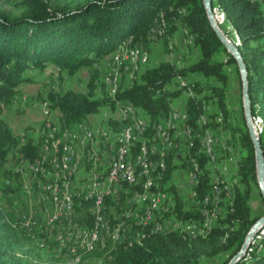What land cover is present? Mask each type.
<instances>
[{"label":"trees","instance_id":"trees-1","mask_svg":"<svg viewBox=\"0 0 264 264\" xmlns=\"http://www.w3.org/2000/svg\"><path fill=\"white\" fill-rule=\"evenodd\" d=\"M16 1L20 10L16 18H8L0 12V112L14 106L22 96L20 87L23 84L35 82V74L31 72L41 76L50 67L52 73L47 77L50 84L45 92L37 96V101L47 104L49 109L56 112V116L54 120L52 118L53 122L40 124L35 130H38L40 139L33 142L29 139L23 148L21 135H15L8 122L0 116V264H44L42 254L34 244L42 241L31 238L41 223L44 226V240L47 241L42 244L55 242L53 231L49 232L44 219L34 216L31 198H27L29 196L23 190L24 174L18 175L13 169L17 166V158H26V152L34 155L35 163L41 158L45 133L48 131L46 126H50L51 131L55 130L56 141L61 140L70 133H76L85 122L88 125L91 117L103 108L111 107L115 111L119 110V105L120 109L131 106L139 117L146 120V132L142 134L143 138L133 143L129 157L134 162L137 156H141V142L145 141L149 151L145 155L148 157L147 163L159 162V170L153 175L157 186H152L150 192H155V198L162 194L166 196L167 216L164 217L192 224L196 234L190 235V231L183 227L158 231L153 224L147 227L134 225V231L127 234V229L123 227L122 235L113 240L94 223V202L79 199L75 207L76 222L79 228L86 229L78 230L74 235L68 232V228L74 226L73 212L71 218L63 220L66 224L64 229L57 230L62 238L66 236L69 241L81 237V251L74 256L75 261L62 258L64 264H85L89 256L102 259L103 264H201L222 254L228 255L223 262L228 264L264 211L257 216L251 215L250 196L253 188L258 190L254 148L243 110L237 114L229 100L231 74L237 73L240 80L239 71L236 61L212 30L202 1L61 0L54 6L48 0ZM211 7L220 14L216 15L223 16V24L230 28L224 31L219 25L224 34L233 44L235 42L230 33L238 41L239 45L235 46L246 67L251 117L263 122L258 138L264 159V0H211ZM178 33L193 50L199 52L198 60L181 66L167 60L159 62L157 66L146 67L147 58L130 78L131 66L125 71L126 63L118 66L115 62L122 49L130 55L144 48L149 57L152 42L161 43L164 51L169 53L170 41ZM110 58L120 75L117 89L112 95L104 81L105 63ZM101 68L104 73L100 78ZM83 69L89 73L85 91H60L55 87L58 80L62 81L63 75L75 77ZM179 80L183 87H177ZM180 97L182 101L177 108L173 101ZM176 110L185 111V122L180 123L179 127L188 131V135L182 138V153H178L176 141L168 148L155 143L158 141L154 137L156 132H153ZM113 120H109L114 124L112 126L119 127L118 120ZM207 135L212 144L215 143L219 160L228 159L234 153L236 155L233 173L217 184L219 192L211 179L210 161L214 160L212 146L209 152L203 144ZM103 140L100 139V149L106 152L108 146ZM87 151L88 148L85 153ZM178 160L181 165L177 164ZM84 162L85 168L90 171L87 158H84ZM181 167L193 180L188 209L174 184L176 171ZM145 169L152 175V169ZM8 180H11L12 186L6 184ZM145 180V176L139 178V185H133L134 192L143 193ZM23 193L25 202L21 200ZM34 193L33 201L36 202L37 193ZM123 193L130 196L127 183L123 185ZM258 194L261 197L260 192ZM12 199H16V202L13 203ZM111 200L105 201L106 216L110 212L109 202H113L111 212L120 213V208L127 211L133 209L131 205L125 206L123 196L118 207ZM23 203L31 219V230L27 231V236L19 224ZM154 215L158 217L157 212ZM115 222L111 216L108 228H114ZM94 230L100 231L99 239L90 245L83 238V233ZM261 232L255 235L245 256L236 264H264V233ZM132 235L138 238L134 240ZM105 241L116 245L107 243L105 246ZM82 251L85 256L81 259L84 255ZM55 262L61 263L59 259L49 263Z\"/></svg>","mask_w":264,"mask_h":264},{"label":"bare ground","instance_id":"bare-ground-1","mask_svg":"<svg viewBox=\"0 0 264 264\" xmlns=\"http://www.w3.org/2000/svg\"><path fill=\"white\" fill-rule=\"evenodd\" d=\"M253 1H258V0H253ZM216 11L217 10H214L215 15H216ZM216 16H217L216 18V21H217L219 20L218 18L219 16L218 15ZM222 20H223V17H222ZM120 56H122L126 60L123 61L120 58L115 59V62L118 63L117 65L120 66L123 63H126L128 65V62L131 58L128 52L125 49H122L120 51ZM118 59H120L121 61H119ZM127 65L125 67L123 66L125 68V71H128ZM112 68L113 69L116 68V65L114 66L112 65ZM129 70H130L129 72L131 75L135 74V71H132V69H129ZM116 89L117 88H114L110 92V94L111 95L114 94ZM44 105L48 108L47 104H44ZM121 110L129 112V115L123 116V119H122V123L126 122V123H123V126H122V142H127L131 150L133 143H135V141L137 140L139 141L140 138H143L141 136L144 132H146V120L139 117L137 115V111L133 109L131 106H128ZM180 111L174 112L168 120H165L162 123H159L158 127L156 128V131H153L154 133L156 132L154 137L156 141H158L155 143L157 144L159 143L163 148L172 147L173 144H175L174 138H176L175 141L178 140V138L180 139V136L177 134V132L180 130L179 124L185 122L184 121L185 114L183 115V112H180ZM51 120L52 118L47 119L48 122H50ZM48 127L50 129V126ZM89 127L90 126L86 125V122H85V124L78 127V130L76 133H70L66 137H63L61 140H57V141L55 140V134H56V133L54 134L55 130H52V131L50 130L51 131L50 135H49V132L47 131V133H45L46 138L44 137L45 140H44V146H43V152H42L41 158L38 161H36V163L34 161L33 169L31 170L30 173H29L28 160H21V173L24 175H28V183L26 179H24L23 181V190L25 194L29 196L27 198H31V201H30L32 202L31 206L35 208L34 216L43 218L44 219L43 221H45V223L44 222L43 223L46 225L49 232L52 233L53 216L61 214V221L63 222V220L68 219L70 216H72L73 212H75L76 203L78 202L79 199L80 200L81 199L91 200L94 202V211H93L94 223L99 225L101 227L100 228L101 230L100 229L99 230L104 231V233L109 238L113 240H117L119 237L120 231L123 228L122 220L130 219L131 214H143L144 211L142 209L144 208V204L150 201L149 203L150 207H149V210L146 216H142L140 219V225H135V226L141 227V226H146V225L148 226L149 224H153V226L158 231L174 230L173 228L163 229L162 225L158 227V223H155V220L153 219L154 217L153 215L155 212L154 209L156 208L158 203L161 200H163L164 195L162 194L163 196L159 195L160 197L157 196V198H155V196L153 195L155 194V192L153 194L150 192L152 186H157L154 181L153 175L157 173V170H159L158 168L160 165H158L159 164L158 161H157L158 164L157 163H151V164L147 163L148 157L146 158L145 155L149 151L147 149V146L145 145V141L141 142L142 144L141 145L142 147L141 156L136 157L135 159L136 166L134 167V169H131V173H136V175L133 176V185L135 186L138 184L139 178H141L142 176L146 177V180L143 181L144 183L143 185H148V194L144 198L142 192H141L142 194L139 192H134V195H135L134 205H131L133 206L134 213H132L131 211H127L124 208L119 209L120 213H117L113 210L112 212L114 213V216H112V219L116 221L115 227L109 229L110 224H108V219L111 217V215L106 213L108 214V216H106L104 214V211L107 209V207L105 206L107 203L105 201H102V194L103 192L106 191L107 187L109 186V199L114 200V202H116L117 207L119 203L121 202L122 196L125 197L126 202L128 201L130 196H127L126 193L125 194L123 193V185L125 183L128 184L127 182L128 171L127 170L129 168L127 167V165L131 162L128 163V160H125L124 156H119L120 153L122 152V143L120 141H113V145L108 146V149L106 150V152L109 155L105 159V165H106L105 173L106 174H100L99 176V172L102 168V159L99 154L100 151L97 152V149L100 148V141L99 142L94 141V138L91 135L92 132L90 133L89 131ZM160 134H161V141L159 139ZM187 135H188V131L183 129L182 137L187 136ZM103 139H104L103 141L107 144V139L106 138H103ZM203 144L206 146V148H208L209 152L212 151L211 150L212 142L208 135L206 136ZM87 148H88V151L85 153V150ZM159 150H161L160 147H159ZM111 157H116V164H115V159ZM84 158H87V161L91 165L90 171H87V169L85 168L86 166H85ZM145 168L152 169V172L154 174L152 173V175H149L148 170ZM137 169H139V172H137L138 171ZM85 171L87 172V174H85ZM159 173L160 172H158V177L160 176ZM79 174H80V177H79ZM162 174H163V171H162ZM191 177L190 179H192ZM50 180L55 181V187H50ZM111 180H116V183H109ZM28 184L31 185V189ZM56 189L63 191V193H58V196H57ZM33 193L34 194L37 193V197L35 198L36 202L33 201L34 199ZM69 204H70V210H68ZM128 207L130 206L128 205ZM130 209L132 210V208ZM120 216H121V219H120ZM34 221L35 220H33V222ZM112 223L113 222H111V224ZM100 231L98 232H96V230L90 231V232L85 231L83 233V236H84L83 238L86 240L88 244L91 245L92 243H94L95 241L99 239L97 237L98 235H100L99 234ZM61 235L58 232L57 235L55 236L56 240L59 242H61L60 240L65 239L66 237L65 236L64 238H62ZM66 240L69 241L68 239ZM83 243H85V241H83Z\"/></svg>","mask_w":264,"mask_h":264},{"label":"rangeland","instance_id":"rangeland-1","mask_svg":"<svg viewBox=\"0 0 264 264\" xmlns=\"http://www.w3.org/2000/svg\"><path fill=\"white\" fill-rule=\"evenodd\" d=\"M48 2L50 3V5L54 6L57 3L61 2V0H48ZM63 2H64V0H63ZM17 4H18V1H16V0H0V12L4 13L8 18H16L20 14V10L17 8ZM217 13L218 12L216 11V14ZM221 16L218 17L219 20H217V22L223 27L224 31H228L230 28L223 24V20H222L223 16L222 17ZM230 37L235 42V45H239L235 35L230 33ZM170 42L171 43L169 44V50L170 49L171 50L169 53H166L164 51V47L161 43L152 42L149 46V48H150V52L148 53L149 57H147V52L144 48L142 50H141V48H139L138 50H136L132 54H130L131 58L128 62V65H131L132 71H136V69H138L139 65L145 64V62L147 61V58H148V61H147V64L145 65L146 67L157 66L159 62L167 61V60L170 62L176 63L178 66H181V65H185V64H189L191 62H194L200 58L199 52H196L195 50H193L191 48V46L188 45L190 43H188L185 40V38H183L182 35L176 34L175 38L172 39V41H170ZM117 58H120L123 61L126 60L120 55L118 57H116L115 59H117ZM103 65H104V63H103ZM128 65H127V67H128ZM124 70H125V68H124ZM105 71H106V69H105ZM117 72H118L117 67L114 69L112 68L111 91L114 88H117V86H118V79H119L120 75ZM50 73H52L50 67H48L46 69V73L41 75V76H38L37 73L31 72L30 74H35V82L33 84H23L20 87L22 96L19 97V99H17L14 106L10 109H7V110L4 109L0 112V116L8 122L9 126L11 127V129L15 135L20 136L23 133H28V134L33 136V139L31 142H33L34 139H37L36 136L38 135V133H37L38 130L36 132H35V130H36V128L39 127L40 120L43 117L41 104H40L41 102L37 101V96L40 93H43L48 89V85L50 83H48L49 81H48L47 77ZM103 73H104V70H103V68H101V72L99 75L100 78L102 77ZM130 75L131 74H129V78H130ZM88 81H89L88 70L83 69L75 77H68L66 75H63L62 81L58 80L57 84L55 83V87L57 86L60 91L68 90V89L74 90V91H85ZM104 81L106 83L107 90L110 91L108 73H106V77H105ZM231 81H232V85H231V94H230L229 100L231 102V106L235 109V112L237 114H239L240 112H242L243 108H242V99H241L242 98L241 97V84H240V80L238 78L237 73L233 72L231 74ZM181 101H182V98L180 97V98L173 101V105L176 106L177 108H179L177 105ZM48 110L50 111V114L52 116H54V117L56 116L55 111H53L51 109H48ZM113 110H114V108H111V107H107L105 109L103 108V110H100L98 113L94 114L91 117V121H90V123H88V126H90L89 131H90V133L92 132L91 135L94 138L95 142H99L100 141L99 139H101V138L102 139L106 138L105 126H108V129H116L115 128L116 126H112L114 124L110 123L109 120H112V121H114L113 119L118 120L117 111H119V110H115V111H113ZM122 119H123V116H122ZM122 119H121V123H122ZM53 120H54V118H53ZM256 120H257V123L259 125L256 128V132H257V135H259L262 131L263 122L261 123V121L258 118ZM27 127H29V128L26 129ZM91 128H92V130H91ZM259 128L261 131H259ZM182 131L183 130H179L177 132V134L180 136V139L178 138V141L176 140V142H178V148H177L178 153L184 152V140L182 139L183 138L182 137ZM175 139L176 138H174V143H175ZM214 151H215V153H214ZM97 152H99V154L101 155L100 157H102V159H106L109 156L107 152H102V150L100 148L97 149ZM212 154H213L214 160L210 161V168L212 169L211 170L212 171L211 179L213 180L212 181L213 184H215V186H217L218 183L223 182L222 181L223 179H228L229 176L233 173L234 165H235V161H236V155L234 153L228 159H220L219 160L217 158V155H219V154L217 153V150L215 148V143L213 144V153ZM216 158H217V161H216ZM129 162H131V163H129ZM129 162H128L129 164L127 165V167L129 168V165H130V169H134V167L136 166V162L131 161L130 157H129ZM177 164L181 165V163H179V160L177 161ZM176 172L177 173L174 176V184L176 186V190L178 193L181 192L180 197H182V202H185L186 204H188L189 201L187 199L189 196V190H190L189 183H190L191 179L188 177V173L185 172V169L183 167H181L180 170H178ZM85 174H87L86 171H85ZM85 174H84V176H85ZM79 177H80V174H79ZM258 192H259L258 190L253 188V191H252L251 196H250V206H251V215L252 216H257L258 214H260L261 212L264 211V200H262V196L260 197ZM165 199H166V196H163V200H161L158 203V205L156 206V208L154 209L155 212L158 213V217L153 215L154 216L153 219L155 220V223L159 224V220H160V216H161V213H159V211H161V210H163V212L167 211L168 203L165 204ZM21 200H22V202H25L24 193H23ZM214 200H215V198L213 197V201ZM12 202L13 203L16 202V199H12ZM20 209H21V205H20ZM24 209L25 208H24V203H23V209H21V210H24ZM131 212L134 213V210L132 209ZM109 214L111 216H114L113 212H109ZM76 216H77V214L74 212V214L72 216V218L74 220V226L72 228L73 230L71 228H68L71 232H73V235L76 234V232L78 230L86 229V228H79V225L76 222ZM165 220L166 221L168 220V221L166 222ZM171 221H174V220L172 218H166L163 216L162 217V224H161L163 229L173 228L174 230H176V229H182V227H183L184 230L185 229L187 231L189 230L188 229L189 224L179 222L177 226L172 227ZM43 230H44V226L41 223L36 228V231L34 232V235L31 238L35 239V235H41V233L43 235ZM189 231L191 233L190 235L196 234L195 228H193L192 231L191 230H189ZM105 236H107V235L105 234ZM132 238L134 240L137 239L135 235H132ZM65 239H67V238H65ZM65 239H62V240H60L61 242H59L56 240V238L54 236L55 243L52 241H48L47 245L42 244L44 242H47L44 240V235H43V238L41 240L42 243H40L41 245L37 244V242H35V241H39V239H35L34 244L38 248L39 252L42 254L44 264H50L49 262H51V260H54V259L55 260L59 259L60 262L62 264H64V261L62 258H65L67 260L74 259V261H75L74 256L78 252L81 251V249L79 248V245H80L79 241H81V239L79 236L77 237L76 240H73V242L65 241ZM107 243H111V242L105 241V243H104L105 246L107 245ZM111 244H113V243H111ZM113 245H116V243H114ZM66 246H67V248H66ZM84 256H85V254L81 257V259ZM89 257L85 259V264H96V263L103 264L102 259L96 260L93 257L92 258H89ZM227 258H228L227 254H222V255L214 258V259L205 260L201 264H223V262ZM55 263L57 264V262H55Z\"/></svg>","mask_w":264,"mask_h":264},{"label":"built area","instance_id":"built-area-1","mask_svg":"<svg viewBox=\"0 0 264 264\" xmlns=\"http://www.w3.org/2000/svg\"><path fill=\"white\" fill-rule=\"evenodd\" d=\"M217 17V16H216ZM125 47V46H123ZM120 49V48H119ZM118 51V50H117ZM114 55H117V53H114ZM105 69H106V73H108V77H109V84H110V92H111V76H112V63H111V58L110 61L105 63ZM178 85L177 87H183V83L182 81H178ZM183 103V102H182ZM182 103L181 106H182ZM41 109H42V119L40 120V124L41 125H47V119L48 118H54V116H52L50 114V111L48 110V108L44 105L41 104ZM117 117H118V123L120 124L119 127L115 129H108V126H105V136L107 139V146H112L113 145V141H120L122 143V152L120 153L119 156H124L125 160H128L129 162V154H130V148L128 146L127 142H122V126H121V119L122 116H128L129 112L127 111H121L120 110V105H119V111H117ZM185 114V111L183 110V115ZM105 119V118H104ZM252 123L253 126L256 128L258 125L256 117L252 118ZM47 130L49 132L50 135V129L47 126ZM260 131V128H259ZM32 137V138H31ZM37 139H40V136H36ZM29 139H33V136L28 134V133H23L21 134V148L26 147L27 146V142ZM160 141H161V134L159 137ZM186 141H187V137H186ZM212 152H213V144H212ZM98 154V153H97ZM101 156V155H100ZM115 159V164H116V157H111ZM21 159H28V165H29V173L31 172V170L33 169V165H34V155L27 153L26 152V158H17V168H13L16 170L17 173H19L21 175ZM102 159V157H101ZM81 160V159H80ZM128 171V185H129V189H130V197L128 199L127 202H125V206L128 205H134V199H135V195H134V190H133V176L136 175V173H131V169H130V165H129V169ZM100 174H106L105 173V159H102V168L99 172V176ZM28 183V175H22ZM188 177L190 178V175L188 174ZM192 182L193 180L191 179L189 186H190V190H189V196H188V201L191 198V187H192ZM109 183H116V180H111ZM7 185L12 186L11 184V180H8L6 182ZM30 189H31V185L28 184ZM50 187H55V181L54 180H50ZM217 191H218V187L215 186ZM58 193H63V191H60L59 189H56V195L58 196ZM148 194V185H143V197L145 198V196H147ZM219 195V193H218ZM50 198V197H49ZM102 201H109V186L107 187L106 191L103 192L102 194ZM71 203V201H70ZM189 204V203H188ZM188 204H186V209H188ZM51 205V203H50ZM150 205H144V212L143 214H131L130 219L128 220H122L123 223V227L127 229V234L129 231H134V225H140V219L142 216H146L148 210H149ZM113 208V202H109V211L111 212V209ZM70 210V204H69V209ZM163 216H167V211L166 212H161V216H160V220H159V224L158 227L161 226L162 224V217ZM121 219V216H120ZM172 222V227L177 226L179 223V219H176ZM19 224L21 225V227L23 228L26 236H27V231L31 230V224H30V213L24 209L23 213L19 215ZM65 224L64 222L61 221V214L59 215H55L53 216V237L56 233L57 230L59 229H64ZM189 230H192V224L189 225L188 227ZM136 236H137V232H136ZM43 238V235L41 233V235H35V239H39V241H41Z\"/></svg>","mask_w":264,"mask_h":264},{"label":"water","instance_id":"water-1","mask_svg":"<svg viewBox=\"0 0 264 264\" xmlns=\"http://www.w3.org/2000/svg\"><path fill=\"white\" fill-rule=\"evenodd\" d=\"M205 13L208 19V22L214 31L217 38L224 45L227 52L234 58L236 61L237 69L239 71L240 81H241V99H242V108L244 120L248 130L250 140L254 148V158H255V168H256V182L258 190L264 200V159L259 143V138L257 132L252 123L251 111H250V102L248 96V83H247V73L246 67L243 62V59L233 42L224 34L220 28V24L216 21V15L214 10L211 7V0H201ZM264 233V214L253 224L247 233L244 242L240 250L231 258L228 264H236L241 258H243L249 248V245L253 241L255 235L260 232Z\"/></svg>","mask_w":264,"mask_h":264},{"label":"crops","instance_id":"crops-1","mask_svg":"<svg viewBox=\"0 0 264 264\" xmlns=\"http://www.w3.org/2000/svg\"><path fill=\"white\" fill-rule=\"evenodd\" d=\"M179 34V33H178Z\"/></svg>","mask_w":264,"mask_h":264}]
</instances>
